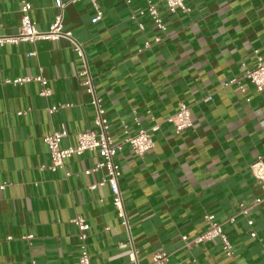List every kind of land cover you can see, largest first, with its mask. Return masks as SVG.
<instances>
[{
    "label": "crops",
    "instance_id": "crops-1",
    "mask_svg": "<svg viewBox=\"0 0 264 264\" xmlns=\"http://www.w3.org/2000/svg\"><path fill=\"white\" fill-rule=\"evenodd\" d=\"M56 1L0 0V38L19 35L23 2L32 4L37 29L48 32L61 12ZM99 3L104 18L97 24L89 0L66 6L64 32L85 50L111 135L121 143L124 125L132 135L159 126L153 151L141 157L124 146L116 157L130 229L109 187L89 190L107 177L85 174L100 161L97 153L73 157L56 173L41 169L51 162L44 136L65 130L62 148L68 149L79 133L96 130L72 41L6 44L0 53V186L7 185L0 191V264H80L82 250L92 264H130L120 247L130 238L143 264L159 253L167 254V264H264V206L239 215L242 204L263 196L251 166L264 163V92L246 81L245 93L226 86L254 69L257 56L264 58V0H186L189 14L161 7L166 33L149 19L142 20L144 32L131 21L145 0ZM156 36L163 41L155 44ZM38 76L48 80L50 96H40L37 82L9 83ZM181 103L190 106L194 128L177 135L166 120ZM60 105L68 107L49 112ZM208 215L224 224L232 258L219 239L184 247V236L193 240L208 230ZM78 216L90 225L85 241L72 223Z\"/></svg>",
    "mask_w": 264,
    "mask_h": 264
},
{
    "label": "built area",
    "instance_id": "built-area-1",
    "mask_svg": "<svg viewBox=\"0 0 264 264\" xmlns=\"http://www.w3.org/2000/svg\"><path fill=\"white\" fill-rule=\"evenodd\" d=\"M82 1L83 0H71L70 2L66 3L62 0H57L56 6L61 10V12L56 16L55 21L51 25L48 32H40L37 29L35 22H33L30 16V12L33 9L32 4L23 2L19 35L15 37L0 38V53L2 47L10 43L18 44L19 42H25L34 44L35 42L44 40L58 41L61 38H67L72 41L75 51L79 53L80 57L82 58L83 70L79 74L78 79L80 86H82L86 93L90 96L91 105L95 110L94 125L96 130L79 133L77 136V146L68 149L62 148V142L67 136V132L65 130L44 136L43 142L49 150L51 162L49 165L43 166L41 169L43 171L47 170L56 173L59 170H64L66 167V162L73 157L82 156L87 152L97 153L100 157V161L92 170L85 171V174L89 176L93 173L105 171L107 177L101 182L91 185L89 190L95 191L99 187H109L114 209L118 213L119 217L124 220L122 225L130 229L129 222L125 216L124 198L120 188L122 170L116 162V157L119 152L123 150L124 146H129L136 155L141 157L153 151L155 148V142L152 133H156L159 130V126H154L151 130L141 129L137 132V134L132 135L128 126L124 125L125 138L123 142L117 143L114 140L113 136L111 135V125L106 117V111L102 105V99L97 93L94 85V79L89 69L85 50L82 45L73 39L71 33L64 32V9L70 3ZM89 2L92 4L95 10V16L92 20V23L97 24L104 18V12L102 11L99 0H89ZM161 7H164L165 10H167V12L170 14H174L178 11H181L184 14H189L191 12L190 8H188L186 5V0H145V6L132 13L130 19L136 23L142 32L146 30L145 24L142 22V20L149 19L152 22L155 30L160 33H166L167 26L160 11ZM162 41L163 37L161 36H156L154 38L155 44H159ZM152 45V42L147 41L145 43V49H150ZM29 56L35 57L36 53L32 52L29 54ZM257 60L258 62L254 69L247 70L241 78H233L226 86H236L242 93H245L246 89L244 86V81H246L251 84L257 92H264V58L257 56ZM80 76L85 77V81H81ZM27 82H37L42 86L40 96L46 97L51 95V90L48 88L49 82L43 76H38L33 79L19 78L9 81V83L13 85H23ZM64 107L68 106H54L49 110V112L51 114H56L59 113ZM166 121L174 125L177 135H181L185 131L194 128L191 108L184 103L179 104L176 114L169 117ZM251 169L257 184L263 190V196L255 198L248 206L242 204L240 206L239 212V215L241 216H248L253 210L260 206H264V163L261 159H259L251 166ZM70 176L71 174L67 172L66 177L69 178ZM6 188V184L1 185L0 191H4ZM205 219L209 223L208 230L193 240H190L187 236H184L182 238L184 247L191 249L193 245H199L219 239L222 242L226 255L232 258L234 256L233 246L223 230L224 224L217 223L215 221V217L211 215L206 216ZM234 221L235 218H231L229 220L230 223H233ZM72 223L77 226L80 232V239L85 241L88 236V231L90 230V225L88 224L87 220L82 216H78L72 220ZM248 225L253 227L254 221L248 220ZM251 236L256 238V232H252ZM120 247L126 251L130 264H143L140 260L139 251L132 238L121 244ZM79 262L80 264H92L89 254H87V252L84 250H82ZM167 263V254L159 253L153 256L152 264Z\"/></svg>",
    "mask_w": 264,
    "mask_h": 264
}]
</instances>
